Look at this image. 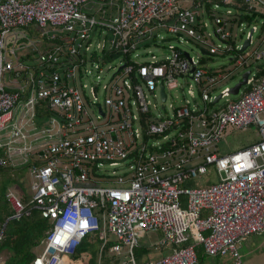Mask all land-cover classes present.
Listing matches in <instances>:
<instances>
[{"label":"built area","instance_id":"2783aa9c","mask_svg":"<svg viewBox=\"0 0 264 264\" xmlns=\"http://www.w3.org/2000/svg\"><path fill=\"white\" fill-rule=\"evenodd\" d=\"M232 1L0 0V170L19 162L31 179L27 204L6 193V223L31 211L50 223L31 264H64L90 236L102 247L113 236L110 252L124 255L116 264H136L137 233L156 232V246L171 250L149 264H198L197 248L242 264L239 244L264 232V0H241L244 15L213 11L217 45L199 13ZM257 17L260 29L237 44V20ZM33 27L37 39L25 32ZM172 39L200 44L202 57ZM150 47L170 54L141 61ZM228 53L233 68L204 64ZM250 67L236 94L243 79L213 95ZM149 97L171 98L170 115ZM227 127H254L258 140L220 155ZM105 163L126 170L101 179Z\"/></svg>","mask_w":264,"mask_h":264},{"label":"rangeland","instance_id":"374dc122","mask_svg":"<svg viewBox=\"0 0 264 264\" xmlns=\"http://www.w3.org/2000/svg\"><path fill=\"white\" fill-rule=\"evenodd\" d=\"M241 3V0H233L231 2V5H220L218 8H215L213 4L208 5L207 3H203L199 8L200 13V19L202 22L206 24L207 32L210 33L209 42L213 45L219 44V41L215 38L213 35L214 30V22L211 17V13L215 11V13L219 16H227L226 10H230L233 15H244L246 13V10L243 8V4ZM239 23H243V29L241 32L238 33V36H236V43L237 44H243L245 40V35L247 32L250 31L251 26H256L257 29H260L261 26V19L259 17L256 18L255 21H253L250 25H247V22L242 20H237L236 26L239 25ZM34 27L25 31L30 36L37 39V34L34 32ZM206 32V33H207ZM237 33H235L236 35ZM167 36V34H162ZM174 45L181 47L185 52H187L190 56L194 57L195 59H198L202 57V46L198 43L193 42L192 40H188L186 44L178 45V42L176 39H172L168 41L166 45ZM258 45L256 43L253 48H255ZM166 47V46H165ZM157 48V47H150L146 50H142L141 52V61H147L150 60V57L156 56L157 58H165L170 54L166 48ZM234 53H228L224 56H215V57H204V64L207 65L208 68H214V69H223L227 70L230 68H233V62H230V59L233 58ZM262 62H264L262 60ZM261 62V63H262ZM248 69L253 72V69L250 68H242L239 73L235 74V77L232 78L229 81H225L221 84H219L218 88L214 91L213 95L219 94L221 90L224 88H231L236 83H238L240 80L244 78V75L248 74ZM188 84L192 85L191 90L194 92V98L195 102L198 105H201V101L199 97L197 96V91L195 88V85L188 81ZM188 88L187 83H185V87L183 92L186 93V90ZM171 97L177 96V98H182L181 92H176V89L173 87L170 91ZM152 103L156 104L158 113L164 114L166 112L167 115H170V109L169 104L171 103V98H168L167 102L163 104L159 97H156V99H153L152 97H149ZM229 100L236 99L234 96H228ZM179 99H177L178 101ZM222 104H224V99L220 101L218 105H212L210 106L211 109H218ZM258 140L257 131L254 127H248L241 130H236L231 127H227L222 134V138L217 144L218 152L220 155H228L235 153L237 151L243 150L250 145L254 144ZM17 164L14 165L13 168L9 169V172L5 173L4 175H0V193L3 192V190L7 191H14L15 193L24 195L28 200L31 196L30 191V183L31 179L29 176V170L26 165H19V162H16ZM126 168L121 165V163L116 167H111L108 165V163L103 164L102 168L99 170L100 178L103 179L107 176H112L113 174L118 176L121 175ZM208 178L212 179V183L217 182V174L215 170L208 175ZM153 233H147L146 235L144 233H137L138 239L140 238L142 243H146L147 239L151 237ZM88 245L90 246L89 242ZM97 247H99V243L96 244ZM239 253L241 256V260L243 264H264V232L260 235H252L242 241L239 244ZM198 264H234L231 259L228 257L224 258H216V257H209V256H203Z\"/></svg>","mask_w":264,"mask_h":264},{"label":"trees","instance_id":"16d2710c","mask_svg":"<svg viewBox=\"0 0 264 264\" xmlns=\"http://www.w3.org/2000/svg\"><path fill=\"white\" fill-rule=\"evenodd\" d=\"M9 168L0 170V175L7 173ZM24 204L27 198L21 197ZM12 209L6 200V190L0 193V231L3 229L0 239V260L3 264H31L37 255L36 249L44 246V235L50 228V223L40 217L37 211H31L28 216L21 219L8 221ZM87 238L83 240L76 251L81 248ZM201 248H197L199 260L202 258ZM79 250L77 251V253Z\"/></svg>","mask_w":264,"mask_h":264},{"label":"crops","instance_id":"0c3cea01","mask_svg":"<svg viewBox=\"0 0 264 264\" xmlns=\"http://www.w3.org/2000/svg\"><path fill=\"white\" fill-rule=\"evenodd\" d=\"M8 172H9V170H8ZM16 194L20 198L24 196V195H21L18 193H16ZM30 198H31V196H30ZM29 200L27 199V202ZM45 235H46V233H45ZM160 237H161L160 233H157V232L153 233L151 235V237L149 239H147L146 243H142L140 241L141 239L139 238L140 246L137 249H135V251H134V255H135L134 259L136 261V264H149L150 262H156L161 257L167 255L170 252L171 249L169 247L158 248L156 246L157 242L160 240ZM108 239H109V241H108L107 245L102 247L100 241L97 239L96 236L88 237L85 244L81 248L78 249L79 252L77 253V251H78L77 250V251H75L73 256L66 258L64 260V262H65L64 264H116V263L120 262L121 260H124V255L117 257L110 252L109 247L111 245H113V243H116V242H115V239L113 238V236H109ZM88 242H89L90 246L88 245ZM97 243H99V247L96 246ZM41 250L40 249L35 250L37 252V255H38V253L41 252ZM201 253H202L201 254L202 257L206 256V255H203L202 250H201ZM216 258H218V257H216ZM229 259H231V258H229ZM242 264H243V262H242Z\"/></svg>","mask_w":264,"mask_h":264},{"label":"water","instance_id":"95a60500","mask_svg":"<svg viewBox=\"0 0 264 264\" xmlns=\"http://www.w3.org/2000/svg\"><path fill=\"white\" fill-rule=\"evenodd\" d=\"M248 43H249L248 41L245 42V44H244L242 50H244L245 47L248 46ZM247 75H248V74L246 73V74L244 75V78H243L242 82L239 83V84H237L236 87H234V88L232 89V93H233V94H236L237 91H238V88L240 87V85L243 84V83H245ZM161 93H162V99H164L165 96H164V94H163V91H162ZM218 99H219V97L216 98L215 102L218 101Z\"/></svg>","mask_w":264,"mask_h":264}]
</instances>
